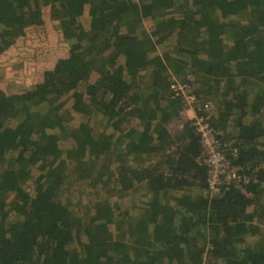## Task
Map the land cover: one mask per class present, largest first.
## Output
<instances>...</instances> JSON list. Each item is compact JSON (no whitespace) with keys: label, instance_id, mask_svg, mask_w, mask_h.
<instances>
[{"label":"trees","instance_id":"trees-1","mask_svg":"<svg viewBox=\"0 0 264 264\" xmlns=\"http://www.w3.org/2000/svg\"><path fill=\"white\" fill-rule=\"evenodd\" d=\"M171 75L248 182L210 192ZM262 227L264 0H0V264H264Z\"/></svg>","mask_w":264,"mask_h":264},{"label":"built area","instance_id":"built-area-1","mask_svg":"<svg viewBox=\"0 0 264 264\" xmlns=\"http://www.w3.org/2000/svg\"><path fill=\"white\" fill-rule=\"evenodd\" d=\"M169 91L172 98H182L185 107L181 112L182 119L189 121L197 135L200 137L201 155L199 162L207 168V182L213 195L221 192V187L240 182H248L249 179L241 177L237 170L230 171L222 145L217 138V133L211 127L204 113H208L210 102H199L194 95L189 94L186 84L171 75ZM186 117V118H185Z\"/></svg>","mask_w":264,"mask_h":264},{"label":"rangeland","instance_id":"rangeland-1","mask_svg":"<svg viewBox=\"0 0 264 264\" xmlns=\"http://www.w3.org/2000/svg\"><path fill=\"white\" fill-rule=\"evenodd\" d=\"M47 10H48V8H47ZM144 26L147 28V30H149V25L148 24L144 23ZM33 40H32V42H33ZM43 43H45L43 40L37 41V46H38V44L40 46ZM33 45H34V43H33ZM159 51H162V49L159 48ZM47 58L48 59L43 61V62L45 64L49 65L48 63L51 60V57L48 56ZM212 110H213V107H212V104H211V108H210L208 114L212 113ZM181 117H182V115H181ZM67 143H69V142H63L62 141L60 143L62 150L67 148V147H69V144H67ZM143 160L145 161L146 165L152 164V163L155 162L154 158H145ZM93 162H94V165L96 167H98V168L103 166V165H105L106 167H109V170H103L102 172L105 173V176L110 175V174L114 173V169H115V162H116L115 151H113L111 154H109L107 158H102L101 157L100 159L94 160ZM137 187L138 186L135 187L136 190H134L131 193L127 194V196H124L123 198H119V199L111 198L110 199L111 206L114 208V206H116L118 204H122V205H129L131 207L133 202H135L136 207H138L139 205L144 203L146 201V197L142 196V194L145 193L144 186L141 185L138 188ZM102 193L105 195L104 192H102ZM97 198H98V196H95L91 189L86 188L83 184H79V185L76 184L73 187L72 191L68 192V195H67L66 199H69L71 201L72 205L77 206L78 204H80V205L87 204L89 201H93V200H95ZM142 208H140V210ZM135 212H137V211L135 210ZM118 213L119 212L117 211V214ZM261 229H262V232H263L264 231V227H262ZM253 239H255V240L260 239V241H261L262 237H260V238L253 237ZM262 241H264V240H262Z\"/></svg>","mask_w":264,"mask_h":264}]
</instances>
